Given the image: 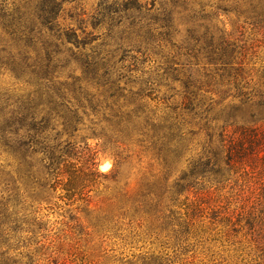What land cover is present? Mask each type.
Returning <instances> with one entry per match:
<instances>
[{"label": "rangeland", "instance_id": "374dc122", "mask_svg": "<svg viewBox=\"0 0 264 264\" xmlns=\"http://www.w3.org/2000/svg\"><path fill=\"white\" fill-rule=\"evenodd\" d=\"M59 1L57 24L95 39L80 51L96 49L101 57L118 52L109 79L114 97L107 87L84 82L75 84L81 89L68 93L67 100L145 102L154 124H176L182 146L165 165L150 140L96 137L91 130L99 132L104 123L98 116L85 117L71 141L93 156L100 176L70 197L63 186L39 190L34 185L36 190L29 191L25 167L0 144V198L16 220L2 238L0 264H264V159L253 172H244L229 166L224 154L214 161L210 150L224 127L264 132L262 0H137L151 11L159 33L164 34L163 22L172 20L171 41L148 50L150 62L131 50L143 20L100 18L97 0ZM40 2L0 0V9L31 13ZM187 34L190 47L181 45ZM225 48L227 55L232 51V67L223 71L211 54ZM8 68L0 70V102H38L29 78ZM68 76H82L77 65L60 81ZM187 80L201 84L188 110ZM246 101L251 104L243 105ZM210 105L212 111L206 112ZM205 155L212 157L209 163ZM84 159H71L77 172Z\"/></svg>", "mask_w": 264, "mask_h": 264}, {"label": "trees", "instance_id": "16d2710c", "mask_svg": "<svg viewBox=\"0 0 264 264\" xmlns=\"http://www.w3.org/2000/svg\"><path fill=\"white\" fill-rule=\"evenodd\" d=\"M97 1V16L100 18L112 20V16H117L143 20L138 23L139 31L135 34L137 42L131 50L140 54L144 61L149 60L148 50L153 51L155 45H159L161 41H171L172 20L163 22L164 34L159 33L155 28L156 20L150 15L151 11L138 5L137 0H127L124 5L119 4L118 0L111 3H108L109 0ZM59 10V0H41L31 13L25 11V14L8 13L7 10L0 9V70L10 67L12 72L25 75L30 80L28 84L36 89L37 94L33 98L38 102H32V98H29V102H0V144L16 158L19 167H25V180L29 191L36 190L34 185L39 190H44L47 186L53 189L63 186V190L71 197L80 194L88 186L85 185L86 181L94 182L100 176L94 168L93 156L83 150L78 151L76 144L71 141L82 120L90 116H98L101 118L100 122L104 123L99 132L92 129V135L109 141L120 138H136L139 142H143V139L150 140L152 149L157 151L163 163H172L182 146L177 135L179 128L166 121H163V125L154 124L152 118L146 114L145 102L67 100L68 93L75 95V88L81 89L75 84L84 82L107 87L110 91L109 97H114V92H111L113 83L109 79L113 75L118 52L101 57L96 49L91 53L80 51H84L95 39H91L88 34L83 38L79 37L71 29L60 27L57 24ZM7 37L8 40H5ZM191 39L190 34L185 35L181 45L190 47ZM9 41L16 47V53L11 50ZM224 44L229 46L225 41ZM68 45H72L77 51L67 48ZM117 46L122 53L130 52L127 47ZM175 48L181 50L183 47ZM225 50L226 48L221 50V54L215 57L211 54L213 64L221 62L223 71L232 67V51L227 55ZM30 51L35 53L34 57H31ZM216 52L217 49L214 53ZM72 65L78 66L82 76H68L67 80L71 79L72 83L67 80L60 81L64 71ZM198 83L195 80H187L185 83L184 99L187 110L195 106L192 98L197 95L196 92L201 91V84ZM139 97L143 99L141 95ZM246 104L251 103L243 102V105ZM259 106L264 108V101ZM227 107L232 108V105ZM212 108L210 105L205 110L211 112ZM232 126V131L223 128L218 143L211 142L214 145L210 148L214 161L217 162V158L224 154L229 166L244 172H253L257 161L264 159V132L258 127ZM78 156L85 158L79 172L71 162V159ZM202 158L207 163L212 160L208 155ZM89 176H94L92 181L87 179ZM15 223L14 214L1 197L0 245L5 234L14 229Z\"/></svg>", "mask_w": 264, "mask_h": 264}]
</instances>
